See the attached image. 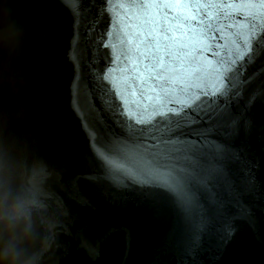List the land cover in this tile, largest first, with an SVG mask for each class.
Returning a JSON list of instances; mask_svg holds the SVG:
<instances>
[{"label": "water", "instance_id": "obj_1", "mask_svg": "<svg viewBox=\"0 0 264 264\" xmlns=\"http://www.w3.org/2000/svg\"><path fill=\"white\" fill-rule=\"evenodd\" d=\"M107 2L121 11L120 0ZM5 18L0 143L12 147L17 172L33 161L45 168L44 264H264V54L241 62V96L186 107L171 125L158 118V128L138 134L191 149L185 204L161 188L118 182L95 154L97 129L127 135L95 96L97 77H119L122 68L100 3L0 0V27ZM86 95L95 114L83 106Z\"/></svg>", "mask_w": 264, "mask_h": 264}, {"label": "snow or ice", "instance_id": "obj_2", "mask_svg": "<svg viewBox=\"0 0 264 264\" xmlns=\"http://www.w3.org/2000/svg\"><path fill=\"white\" fill-rule=\"evenodd\" d=\"M97 2L113 21L108 36L119 38L116 62L122 68L119 77H97L95 96L127 135L117 136L107 125L97 129L95 154L118 182L161 188L186 204L191 149L158 136L141 141L138 134L158 128V118L171 125L186 107L199 111L213 98L242 95L241 62L264 54V0H120L119 13L107 0ZM83 106L95 114L92 96ZM84 247L95 255L91 245Z\"/></svg>", "mask_w": 264, "mask_h": 264}, {"label": "clouds", "instance_id": "obj_3", "mask_svg": "<svg viewBox=\"0 0 264 264\" xmlns=\"http://www.w3.org/2000/svg\"><path fill=\"white\" fill-rule=\"evenodd\" d=\"M10 28L5 18L0 47H10ZM45 178L39 161L27 167L21 164L17 172L12 147L0 143V264H44L50 246V237L45 234L48 225L40 218L45 207L40 199Z\"/></svg>", "mask_w": 264, "mask_h": 264}]
</instances>
